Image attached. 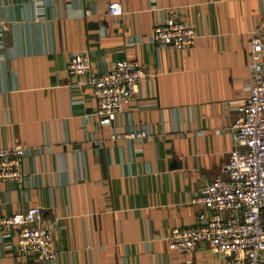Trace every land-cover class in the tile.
Wrapping results in <instances>:
<instances>
[{
  "label": "crops",
  "instance_id": "0c3cea01",
  "mask_svg": "<svg viewBox=\"0 0 264 264\" xmlns=\"http://www.w3.org/2000/svg\"><path fill=\"white\" fill-rule=\"evenodd\" d=\"M109 1L0 0V147L26 145L22 182L0 181V212L39 206L56 251L21 255L15 231L0 232V264H228L205 241L171 249L165 233L195 222L197 194L234 146L264 0H119V15ZM168 16L194 25L190 47L151 41ZM81 51L94 71L121 58L146 71L110 122L93 113L86 75L65 68ZM138 129L146 136L110 138Z\"/></svg>",
  "mask_w": 264,
  "mask_h": 264
},
{
  "label": "built area",
  "instance_id": "2783aa9c",
  "mask_svg": "<svg viewBox=\"0 0 264 264\" xmlns=\"http://www.w3.org/2000/svg\"><path fill=\"white\" fill-rule=\"evenodd\" d=\"M108 12H123L119 0H110ZM196 37L191 21L166 17L152 26L154 43L177 49L190 47ZM253 81L245 101L239 105L231 127L234 146L215 177L205 183L195 200L202 209L195 222L173 226L165 233L169 248L191 252L199 241H205L215 252H221L228 264H258L264 250V42L258 27L252 31L248 48ZM66 70L73 75H86L95 99L93 113L101 121H112L124 104L135 100L139 85L146 75L135 59H117L111 68L94 71L86 51L73 53ZM141 130L116 131L110 138L143 137ZM26 145L19 139L0 147V181L22 182L21 158ZM14 230L16 251L24 256L51 259L52 228L41 223V209L30 206L13 213L0 212V232Z\"/></svg>",
  "mask_w": 264,
  "mask_h": 264
}]
</instances>
